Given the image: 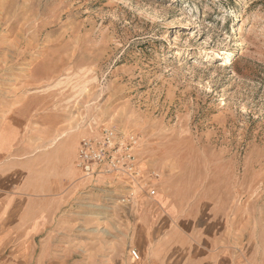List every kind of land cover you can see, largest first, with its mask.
I'll return each instance as SVG.
<instances>
[{
    "label": "rangeland",
    "instance_id": "obj_1",
    "mask_svg": "<svg viewBox=\"0 0 264 264\" xmlns=\"http://www.w3.org/2000/svg\"><path fill=\"white\" fill-rule=\"evenodd\" d=\"M106 127L135 182L77 169ZM148 207L264 264V0H0V264H145Z\"/></svg>",
    "mask_w": 264,
    "mask_h": 264
},
{
    "label": "crops",
    "instance_id": "obj_2",
    "mask_svg": "<svg viewBox=\"0 0 264 264\" xmlns=\"http://www.w3.org/2000/svg\"><path fill=\"white\" fill-rule=\"evenodd\" d=\"M153 210L145 209L137 231L142 240L137 249L144 254L145 264H174V261L175 264H252L242 259L246 252L224 245L227 232L219 229L221 219L204 222L190 211V217L185 212V217L178 218L177 212L158 222V214L153 215ZM181 257L184 259H178Z\"/></svg>",
    "mask_w": 264,
    "mask_h": 264
},
{
    "label": "built area",
    "instance_id": "obj_3",
    "mask_svg": "<svg viewBox=\"0 0 264 264\" xmlns=\"http://www.w3.org/2000/svg\"><path fill=\"white\" fill-rule=\"evenodd\" d=\"M83 138L79 143L76 167L86 178L128 176L133 182L141 172L136 156L135 136L125 135L110 127L102 128L97 134ZM132 194L125 196L123 203L131 201ZM133 260L139 261L140 254L133 250Z\"/></svg>",
    "mask_w": 264,
    "mask_h": 264
}]
</instances>
